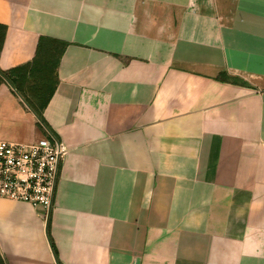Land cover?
<instances>
[{
    "label": "crops",
    "instance_id": "obj_1",
    "mask_svg": "<svg viewBox=\"0 0 264 264\" xmlns=\"http://www.w3.org/2000/svg\"><path fill=\"white\" fill-rule=\"evenodd\" d=\"M78 1L0 0V140L66 148L48 212L0 198V264H264V0ZM39 38L35 112L1 74Z\"/></svg>",
    "mask_w": 264,
    "mask_h": 264
},
{
    "label": "built area",
    "instance_id": "obj_2",
    "mask_svg": "<svg viewBox=\"0 0 264 264\" xmlns=\"http://www.w3.org/2000/svg\"><path fill=\"white\" fill-rule=\"evenodd\" d=\"M65 153V146L53 138L29 144L0 140V198L48 212Z\"/></svg>",
    "mask_w": 264,
    "mask_h": 264
},
{
    "label": "rangeland",
    "instance_id": "obj_3",
    "mask_svg": "<svg viewBox=\"0 0 264 264\" xmlns=\"http://www.w3.org/2000/svg\"><path fill=\"white\" fill-rule=\"evenodd\" d=\"M120 1L121 0H79L78 3L76 2L73 5L67 3V15H72L73 8L76 11V16L82 18V25L81 27H85L84 24L92 25L91 22L96 23L100 22L101 17H108L113 16V13L117 12L120 8ZM127 1V0H126ZM130 2H138V4H144L145 2H153L158 0H128ZM162 4H165L166 1L172 2L175 0H160ZM228 4L225 6H233V0L230 2L227 0ZM140 4V5H141ZM196 4L205 5V0H177V3H172V5H176L174 7V11L178 12L179 16H183L186 12H191L193 7L197 6ZM117 5H119L117 7ZM136 5V4H135ZM139 5V6H140ZM117 7V8H116ZM71 10V12H70ZM173 11V9H172ZM95 20V22H94ZM94 26V25H93ZM2 28H0V32ZM4 31V29H3ZM54 58L55 55L53 56ZM53 57H50V63L45 64L42 61H45V57L42 59L39 57L35 63L32 61L27 62L25 64L13 67L9 70H16L14 73L15 78V87L17 90L21 92L22 98L25 102H27L28 106L33 108L34 110L38 111L40 105L46 98L48 90L52 87L55 81V69L52 65ZM28 66H27V65ZM31 64V66H30ZM23 66V67H22ZM21 67V69H18ZM27 67V68H26Z\"/></svg>",
    "mask_w": 264,
    "mask_h": 264
},
{
    "label": "trees",
    "instance_id": "obj_4",
    "mask_svg": "<svg viewBox=\"0 0 264 264\" xmlns=\"http://www.w3.org/2000/svg\"><path fill=\"white\" fill-rule=\"evenodd\" d=\"M0 28H2V27H0ZM3 29L4 28H2V31L0 32L1 35H3V33H4ZM0 43H1V36H0ZM52 43L53 42H51V41H44L43 38H39L38 45H37V48H36V52H35L34 57L31 60L32 61L31 64L32 63H35V61L39 57H41L42 59L45 57V61H42V62L45 63V64H47V63L49 64L50 63V57H53L55 55L56 58L53 57L52 65L54 66V69H56L57 59H58V56L60 55V53L62 52V49L64 47V43H60V45H53ZM31 64H30V66H31ZM18 69H21L22 70L21 67H18L17 70ZM15 71L16 70H8V71L3 72L1 75L3 76V78H5L7 81H9L10 84L16 89L15 83H14L15 82V78H13ZM55 83H56V76H55V81H54L52 87L48 90L47 95H46V98L43 101V103L40 105V108L39 109H42L46 105L48 99L50 98V96H51V94L53 92ZM17 91L21 95V92L19 90H17ZM34 111L35 112H38L36 110H34Z\"/></svg>",
    "mask_w": 264,
    "mask_h": 264
}]
</instances>
